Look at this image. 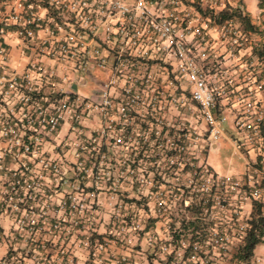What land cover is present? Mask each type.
I'll return each instance as SVG.
<instances>
[{
  "label": "built area",
  "instance_id": "built-area-1",
  "mask_svg": "<svg viewBox=\"0 0 264 264\" xmlns=\"http://www.w3.org/2000/svg\"><path fill=\"white\" fill-rule=\"evenodd\" d=\"M231 8L228 0H0V215L11 220L0 241L21 253L0 264H72L74 248L97 256L108 239L146 227L170 264H218L246 234L253 201L264 219V76L251 53L255 32L235 17L217 22ZM8 35L22 45L18 67ZM85 79L91 95L62 85ZM228 115L242 175L215 173L204 158ZM103 203L115 236L95 230ZM178 209L189 214L173 217ZM183 218L197 219L193 237L174 236Z\"/></svg>",
  "mask_w": 264,
  "mask_h": 264
},
{
  "label": "crops",
  "instance_id": "crops-1",
  "mask_svg": "<svg viewBox=\"0 0 264 264\" xmlns=\"http://www.w3.org/2000/svg\"><path fill=\"white\" fill-rule=\"evenodd\" d=\"M228 3L232 8H238L240 11L244 12L249 16L250 21L257 28V32L254 33V36L258 37L260 41L264 42V0L262 6L258 4L259 0H228ZM6 40L11 50V58L9 63L11 67H18L23 62L22 59L23 56L22 54H20L22 45L19 42V39L15 38L14 36L8 35ZM43 60L45 64L47 65L51 64L50 60H48L47 58H44ZM224 64H225L224 67L227 70L233 69L234 64L232 63V61H226ZM263 65H264V58L260 59V62L257 64V67L259 69H262ZM86 79L85 81H81L79 83L70 82L62 85L64 86V89H67L69 91L73 90L82 95H91L92 92H85L83 90L86 89V87H94L93 83L86 81ZM236 80H239L238 76L236 77ZM262 96L264 100V91L262 93ZM231 118H232L231 115H228V122L226 125V132L224 137L219 142L211 144L210 149L207 151L206 164L215 173L228 174V175L230 174L241 175L246 171V166L243 171L238 173L237 172L233 173L229 171L227 167L221 171H218L207 161V156L209 155V153H218L225 149L234 150L232 148V142L235 136L233 138L232 136L233 134L237 135V131L233 128V125L229 124V122H231L230 121ZM65 125L66 124H64V126ZM64 131L65 130L63 128L61 134ZM237 153L240 156V158L243 160L240 153L239 152ZM243 162L245 163L244 160ZM261 166H263L264 168V162L261 163ZM102 193L104 192L100 191L97 194V196L100 198ZM102 206L103 207L101 210V217L98 220L96 226L97 228L95 230L99 234L110 235L111 233H113L114 235L115 230H113L111 225L112 222L110 220L112 208L107 203H103ZM9 228H11V220L6 215H0V229L6 231ZM149 230L150 227H146L145 231H140L139 233L138 232L135 234L133 232L122 233L120 235H117V237L114 235L115 236L114 238L108 239V241L105 242L103 249L97 254V256L90 255L87 249L74 248L72 264H107L108 260H111L115 257L125 258L122 264H167L166 259H164L162 255L158 254L157 251L153 250L151 246L148 244L146 236ZM153 230L161 234L163 228L160 223H156L154 225ZM16 244L20 245V248L24 246V243L22 242L19 243L16 242ZM67 244L68 246H71L70 242ZM8 247L9 246L6 243L0 241V259L13 255H17V256L21 255L19 251H15V253H8ZM254 256L264 259V238H263V242L256 245L254 249ZM51 259H53V256H51Z\"/></svg>",
  "mask_w": 264,
  "mask_h": 264
},
{
  "label": "trees",
  "instance_id": "trees-1",
  "mask_svg": "<svg viewBox=\"0 0 264 264\" xmlns=\"http://www.w3.org/2000/svg\"><path fill=\"white\" fill-rule=\"evenodd\" d=\"M260 6L263 4V0H259L258 3ZM235 17L242 25L243 28L251 30L252 32H257L256 26L250 21V18L247 14H242L238 8L231 9H222L217 13V22H222L225 19ZM252 55L257 56L259 59L264 58V47L258 48L254 46L252 48ZM262 75L264 76V65L262 66ZM129 203L139 204L140 201L134 198L125 199ZM186 207V209H191V216L197 214V210L193 207ZM261 205L259 202H252V210L250 213V219L248 220L249 227L246 230L242 241L236 245L234 251L232 252V260H235V264H246L254 255V249L256 245L263 242L264 238V219L260 216ZM151 222V221H149ZM197 219H182L181 225L179 226V233L174 232V236L179 238L180 235L183 236H194L195 232L200 229ZM1 230V229H0ZM100 235L96 232H93V237H99ZM172 261L171 257L166 259V263L170 264Z\"/></svg>",
  "mask_w": 264,
  "mask_h": 264
},
{
  "label": "rangeland",
  "instance_id": "rangeland-1",
  "mask_svg": "<svg viewBox=\"0 0 264 264\" xmlns=\"http://www.w3.org/2000/svg\"><path fill=\"white\" fill-rule=\"evenodd\" d=\"M258 37H255L254 34L252 35V43L258 48L264 47V42L260 41ZM66 82H64L65 84ZM95 87V86H94ZM93 87H86V89H83L85 92H92ZM230 125L231 122H229ZM234 128V127H233ZM235 129V128H234ZM235 136V137H234ZM234 137V138H233ZM239 134L237 132L236 134H233L232 138L233 139H238ZM210 147L206 146L204 149V158L205 155ZM207 161L218 171H221L227 167V169L231 172H241L245 168V163L243 160L240 158L237 152L234 150H229L225 149L223 151H220L218 153H209L207 156ZM119 167V166H118ZM242 175V174H241ZM142 210V209H141ZM141 217L145 219L146 214L142 211L139 212ZM188 212H184L183 210H176L172 212L173 217H181L184 215H188ZM237 244H234L231 246L229 253L227 254L226 257H224L223 260H220L218 264H235V260H232V252L234 251V248L236 247Z\"/></svg>",
  "mask_w": 264,
  "mask_h": 264
}]
</instances>
